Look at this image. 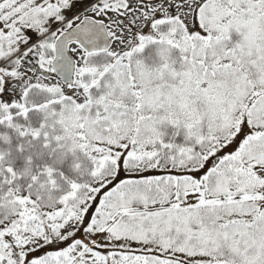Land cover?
Segmentation results:
<instances>
[{
	"label": "snow or ice",
	"instance_id": "snow-or-ice-1",
	"mask_svg": "<svg viewBox=\"0 0 264 264\" xmlns=\"http://www.w3.org/2000/svg\"><path fill=\"white\" fill-rule=\"evenodd\" d=\"M0 264H264V0H0Z\"/></svg>",
	"mask_w": 264,
	"mask_h": 264
}]
</instances>
